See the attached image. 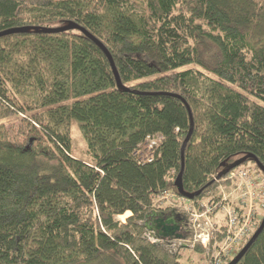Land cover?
Segmentation results:
<instances>
[{
  "label": "trees",
  "instance_id": "trees-1",
  "mask_svg": "<svg viewBox=\"0 0 264 264\" xmlns=\"http://www.w3.org/2000/svg\"><path fill=\"white\" fill-rule=\"evenodd\" d=\"M67 22L123 88L80 31L41 32ZM18 27L38 30L0 37V122L16 121L0 124V264H194L143 235L157 198L181 197L190 120L172 95L191 110L195 204L235 160L264 166V0H0V32ZM237 264H264V227Z\"/></svg>",
  "mask_w": 264,
  "mask_h": 264
},
{
  "label": "built area",
  "instance_id": "built-area-1",
  "mask_svg": "<svg viewBox=\"0 0 264 264\" xmlns=\"http://www.w3.org/2000/svg\"><path fill=\"white\" fill-rule=\"evenodd\" d=\"M157 142V139L149 138L147 140V144H145L146 148L148 150L157 148ZM147 160L150 161V158H147ZM237 170L238 169L234 171L231 170L224 178V181H228L226 183H229L230 181L231 184L235 185V189L233 190H237L235 195H233L232 192L225 195L221 188L226 184L221 183L218 185L217 189L219 194L218 196L211 194V196H206L197 204L192 203L191 207L184 209L186 215L188 216L186 218L187 226H184V230L189 236L186 241L188 242L191 238H193L194 242H198V244L206 250L207 258L209 260H207L206 264H226V261L223 260H225V258L227 259L230 253H234V249L240 245L244 238L251 235L257 223L261 220L259 219L258 213L256 215L253 212L256 201L253 203L252 209H250L249 206H251V202L257 193L258 200L260 201L258 206L261 207V209L264 208V177L261 176L262 180L259 176L258 178L255 177L256 175L254 171L247 169V167H243L238 171ZM165 195L172 194L164 193L161 197L163 198ZM179 198L183 200V197ZM246 209L252 211L245 212ZM210 211H219L226 217L223 225L224 229L222 232H219L220 237L207 228L210 240H208L207 237H205V239H201V237L204 236L202 235V230L199 229L200 227L198 224L195 223V219L200 218L201 215H203V218L199 220V223L202 226H207L204 222L208 220V212ZM196 227L198 228L196 229ZM157 240L159 243H164V240L162 239L159 240L156 238V241ZM150 243H152V241H150Z\"/></svg>",
  "mask_w": 264,
  "mask_h": 264
},
{
  "label": "rangeland",
  "instance_id": "rangeland-1",
  "mask_svg": "<svg viewBox=\"0 0 264 264\" xmlns=\"http://www.w3.org/2000/svg\"><path fill=\"white\" fill-rule=\"evenodd\" d=\"M1 123H2V125H4L7 128L9 125H14L15 126L16 121L15 120H3V121L0 122V124ZM70 137H71V147H72L71 154L73 155V157H75V159H78L80 161L89 163L90 162V156H89V154L87 152L86 142H85V140H84V138L82 136V133L80 131V124L78 122H76V121H73V120L70 121ZM248 164L242 163L240 166H238L234 170H236V169L240 170L243 167H247V169H250L251 171L252 170L254 171V173L256 175L255 177H257V178H258V176L260 178H261V176L264 177L263 173L259 169H256L252 165H248ZM234 170H232V171H234ZM225 177H226V175L223 176L222 178H220L219 180H216V182L219 181L220 184L221 183L222 184H226V185H224L221 188L224 191L225 195H228L230 192H232V194L235 195L237 193V190L233 191L235 189V185L231 184L230 181H229V183H226L228 181H224ZM261 180H262V178H261ZM217 189H218V187L216 188L215 191L209 192L207 196L209 197V196H211V194H213L214 196H218L219 194H218ZM157 199H158V201L155 202V206H156L155 212H160V211H158V208H171L172 211L175 210L177 212V213L176 212L175 213L178 214L179 216L183 217L184 219H186L188 217L186 215L184 209L188 208V207H191L192 203L194 202L193 200H188L186 198H183V200H182L181 198H177L176 196H174V194L165 195V196H163V198L159 197ZM229 201H230V199H229ZM254 202L256 203V205H255V208H254L253 212L256 215L258 213L259 219L262 220V218L264 216V208L261 209V207L258 206V203H260V201L258 200V194L257 193H256V196L253 198V200L251 202V206H249L250 209H252V205H253ZM251 211L248 210V209L245 210V212H251ZM160 213H164V212H160ZM170 213H171V211L168 212V214H170ZM164 214L166 215V213H164ZM129 215L130 214L127 213L125 215L119 216L118 219L121 220V221H124L125 218L127 216H129ZM206 217H207V215H206ZM202 218H203V215H201L200 218L195 219L196 220L195 223L198 224V226L200 227L199 229L202 230L201 233L204 236V237H201V239H205V237H207L208 240H210V235L207 232V228H209V230H212L215 235L220 236L219 232H222L223 229H224L223 225L225 223V218L226 217L223 214H221L219 211H210V212H208V220L206 222H204V223H206L207 226H202L199 223V220L202 219ZM261 220H260V222H261ZM202 221H204V220H202ZM260 222L257 223V225H256L255 229L252 231L251 235H249L248 237L244 238L242 240V242L240 243V245H238L234 249V253H230L228 255V258L227 259L225 258V260H223V261H226L225 262L226 264L228 262H230L236 256V254L240 251V249L247 243L246 242L247 239L251 238V236L254 234V232L259 227ZM183 224H184V226L185 225L187 226L186 222L183 223ZM197 228L198 227H196V229ZM221 228H222V230H221ZM218 230H221V231H218ZM143 235L146 238L147 242L150 243V241H152V243L156 242L157 244H162L163 245V242L159 243L158 240L156 241V238L159 239V240L162 239V238L156 236V234L154 232L149 231V230L146 229L145 233ZM162 240H164V245H163L164 248L167 251L171 252L172 254H175L176 252H178L179 254L182 253V254L188 256L189 258H191L194 264H206L207 263V260H208L207 253H206V250L202 246L201 247H202V249L204 251V259L202 261H198V259L200 257V254H198L197 252H195L193 250L195 248V246L198 245V242H194L193 238H191V240L188 241V242L186 241L187 240L186 238H184L182 240L181 239L180 240L179 239H177V240L176 239H172V240L162 239ZM191 246H192V248H191ZM180 247H183V249H181V251H179Z\"/></svg>",
  "mask_w": 264,
  "mask_h": 264
},
{
  "label": "water",
  "instance_id": "water-1",
  "mask_svg": "<svg viewBox=\"0 0 264 264\" xmlns=\"http://www.w3.org/2000/svg\"><path fill=\"white\" fill-rule=\"evenodd\" d=\"M37 28L35 27H21V28H11L9 30L0 32V37L4 35H9V34H15V33H24L27 32L28 30H35ZM38 30V29H37ZM69 30H77L80 31L85 37L90 39L97 47L100 48V50L105 54V56L108 59V62L110 64L113 76L116 81V85L118 88H123L118 73L116 71L115 65L113 63V60L108 53L106 47L95 37H93L90 33H88L84 28L79 26L78 24L74 22H67L65 25L58 27V28H43L41 29L42 33H49V34H56V33H62L66 32ZM178 99L181 100V102L184 104V106L187 109L188 115H189V120H190V126L188 133L183 141L182 147H181V167L179 174L177 175L175 181H174V187L176 189V192L183 198H186L188 200H193L195 197L199 196L201 193V190L194 192V193H187L183 190L182 186V174L184 170V161H183V153H184V148L185 145L192 133V128H193V122H192V116H191V110L187 103L178 95H172ZM246 158H240L232 162L227 168L219 172L215 178L209 183L211 184L213 181L219 180L223 176H225L228 172L231 170L237 168L240 166ZM254 163L256 164L257 168L263 173L264 175V166H262L258 161L254 160ZM185 219L175 212L171 211L170 214H164L160 212H155L151 211L145 215V221H144V226L147 230L152 231L156 234V236L162 238V239H167V240H172V239H184L185 236L181 233V225L184 223ZM264 227V216L260 222L259 227L257 230L254 232V234L251 236V238L247 241V243L240 249V251L236 254V256L227 264H237L241 258L244 256L245 252L248 250V248L251 246V244L254 242L258 234L261 232V230Z\"/></svg>",
  "mask_w": 264,
  "mask_h": 264
},
{
  "label": "flooded vegetation",
  "instance_id": "flooded-vegetation-1",
  "mask_svg": "<svg viewBox=\"0 0 264 264\" xmlns=\"http://www.w3.org/2000/svg\"><path fill=\"white\" fill-rule=\"evenodd\" d=\"M183 232L185 233L184 224L182 223V225H181V233L183 234Z\"/></svg>",
  "mask_w": 264,
  "mask_h": 264
}]
</instances>
